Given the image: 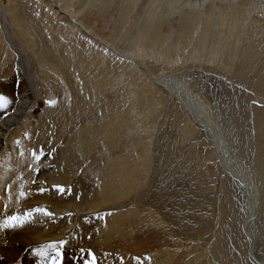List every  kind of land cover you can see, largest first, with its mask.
<instances>
[{"label": "rangeland", "instance_id": "obj_1", "mask_svg": "<svg viewBox=\"0 0 264 264\" xmlns=\"http://www.w3.org/2000/svg\"><path fill=\"white\" fill-rule=\"evenodd\" d=\"M70 1L56 4L77 13L78 27L41 0H0L8 14L6 31L0 16V81L22 72L12 41L21 54L28 53L35 86L29 113L12 126L0 148V156L9 153L13 169L5 192L16 190L18 212L26 198L31 204L37 200L31 210L49 208L51 202L60 207L51 209L54 217L46 225L56 232L54 251L60 256L42 249L24 263L51 264L56 258L61 264H86L91 250L96 264H264V202L256 203L251 221L243 225L238 187L230 189L239 217L225 225L226 254L223 250L218 257L212 248L224 217L229 218L223 177L230 176L207 131L191 121L172 87L152 78L175 77L191 85L190 94L231 132L233 161L259 184L260 200L264 0H205L197 22L188 13L193 9L180 4ZM142 20L152 24L150 31ZM30 44H40V64L29 53ZM16 83L19 90V79ZM0 96L5 98L0 114L12 115L17 99L5 92ZM33 150L42 153L39 161ZM196 159L199 166L188 165ZM260 161L262 168L264 156ZM177 221L184 222L181 229ZM208 221L213 227L205 231Z\"/></svg>", "mask_w": 264, "mask_h": 264}, {"label": "bare ground", "instance_id": "obj_2", "mask_svg": "<svg viewBox=\"0 0 264 264\" xmlns=\"http://www.w3.org/2000/svg\"><path fill=\"white\" fill-rule=\"evenodd\" d=\"M41 1L44 2V3L51 4L52 7H54L55 9L57 8L56 10L58 12L64 13L66 15H69L72 18V20H73V24H75V26L78 27L79 24L77 25V23H78L77 22V13H75L74 10L67 9L68 7H64L63 4L57 5L56 4V0H41ZM82 1H81V3L83 4ZM84 1L86 3V0H84ZM140 1H144V0H131V2L133 4H137ZM69 2H71V1L69 0ZM72 2H73V0H72ZM146 2H148V4H170V5H172V4L173 5L180 4V7H187L188 9H193L192 11H189L188 13H192V15L195 14L196 17H195L194 21L197 22L198 19H199V11L201 10V7L203 6L202 4H204L205 0H202V2H200V0H146ZM59 8H61L62 10H60ZM70 8H71V6H70ZM12 13H14V12H12ZM0 16L2 17L3 22L5 23V31H6L7 26H8L7 25V16H8V14H7V11L4 10L1 6H0ZM13 17H14V15H13ZM141 23H142V26L144 27V29H148V31L151 30V25L152 24H150L149 21L145 22L144 20H142ZM189 23L190 22H188V24ZM195 25H196V23H195ZM31 36H32V33H31ZM32 39L34 40L33 37H32ZM25 40H27V39H25ZM36 41H35V43H36ZM10 44H11L10 45L11 48L15 51V54L19 57L18 63H19V66H20L22 72L19 73L16 76H14L10 80H2V81H0V93L2 92L4 94V92H5L6 95L11 98V100L17 99L16 100L17 101L16 106L12 110L14 112H13V114L11 113L12 115H10V116L7 115L6 116L5 114L1 113L2 115H4V116H2L0 114L1 115L0 116V148L3 147L2 146L3 144L5 145V142L7 140V134L11 130L12 126H16L19 123H21L22 119L29 113L28 107H29V105L31 104V102L33 100V95L32 94L35 93L34 92V90H35L34 87L35 86L32 85L33 84L32 83L33 82V78H32L33 76H30L32 64L30 62L26 61V56H28V53L27 54H21V52L14 46L12 41H10ZM30 45L33 48L30 50L29 53H31L33 55V57H35L37 59V64H40V60H39V53L40 52L38 50V47H39L40 44L38 45V47H36L37 46L36 44L35 45L30 44ZM45 54L47 56H49L50 58L51 57L53 58V52L51 50L46 49V53ZM129 54L132 55L131 53H129ZM127 57L131 58L130 56H127ZM139 65L144 67V65H142V64H139ZM59 68H60V66H59ZM52 69H54V68H52ZM60 69H62V68H60ZM49 70H51V69L49 68ZM151 77H152V75H151ZM152 78L153 79H157V81L165 83L167 88L172 87L171 90L176 94V96H179L181 102L184 105V108L187 110L188 114L192 118L191 121L194 120V122H196V125H198L200 127H203L207 131L206 133H208L207 135L210 138V142H211V145L213 146V150H214V152L216 154L217 160L220 162V165H221L223 171L225 173H227L230 176V178H231L230 179L226 175L223 177L224 180H225V183L228 186L227 187V191H228V193L230 195V214H229V218L225 221V217H224V221H223V223H221L220 229L218 231V235H217L216 239L213 241V247H212L214 249V251L216 252V254L218 255V257H219L220 254H222L220 252H222L223 250H224L223 254H226V248H225L226 243L225 242L227 240H226V226L225 225L229 224L233 219H235V217H237V218L239 217V212H238V210L236 208L237 203L235 202V199L232 198V196L230 194V192H231L230 189L232 187H234L235 189H236V187H238L239 188L238 190H240L241 193L243 194L244 206H245V212H246V219H245L243 225L246 223V221H247V224L251 221V219H252V217L254 215V212H255L256 203L258 201L260 203L264 202V185H262V182H264V166L262 168L260 166V164L263 163V162L260 161V157L264 156V152L260 151L258 153L259 163L257 164V171L260 174V176L262 177L261 178V187H262V192H263L262 198L259 200L258 197H257V195H258L257 186L260 188L259 184L256 183V182H254L255 183L254 184L252 182V180H251L250 173L248 171H245L244 168H242V167L240 168L233 161V159H235V158H233V156H234L233 150L235 151V148L232 146V143L230 142L231 141L230 140V135H232L231 132L224 125H222V127H221L220 123L214 117L215 113H212V111L210 113V112H207L206 110H204L203 105L199 104V101L196 100L193 97V95L190 94L191 85L188 84L187 82L186 83H182L180 80H175V77H172L173 81H171V79H167L168 77L165 78L166 80L158 79V77H154V76ZM18 79H19V82H20V85L18 84L20 86L19 90H17L15 88L16 84H17L16 80H18ZM169 81H171V82H169ZM11 88H13L14 90H11ZM191 103H193V104H191ZM166 118H165V120H166ZM219 118H220V116H219ZM233 128H231V129H233ZM234 132H236V131H234ZM109 134H110V132H109ZM237 141H238V139H237ZM7 142L9 143V141H7ZM10 148H13V147L11 146ZM0 151L3 152V149L0 150ZM158 154L159 153L155 149L154 155L156 156L157 160L160 161L162 157L160 155H158ZM8 156H9V153H7L5 156H0V158H1V160H0V224L5 223L6 220H7V217H9V216H12V215L23 216L24 212H26V211L32 212V210L29 209L28 206L31 205V207H34L37 204L36 203L37 200L34 201L31 204L32 201H29L24 196L26 199L23 200L24 202L22 201L23 205L21 203L20 210L18 212L17 211L18 207L16 205H17L18 202H20V200L17 201V199H16V196H17L16 190H8L7 193L5 192L4 185H5V183H6V181L8 179L12 178L11 171L13 170L9 166ZM174 159H176V158H174ZM197 159H196L195 162L193 161V162L189 163L188 165L196 164V166H199L200 165V161L197 160ZM165 160H167V159H165ZM165 160L163 159L162 162H164ZM192 160H194V159H192ZM158 161H155V162H158ZM171 161L175 162V160H173V159ZM239 164L242 165L240 162H239ZM47 174L48 173H46V175ZM234 179H235V181H233ZM231 180L237 186H235ZM229 185H230V187H229ZM234 192L236 193L235 190H234ZM39 200H47L48 202H51L48 198H45V199L44 198H40ZM48 204L50 206H47V207H49L50 209L49 208H46V209L49 212H51V213H52L51 209L52 210H56V209L60 208L58 205H56L53 202L48 203ZM97 208H96V210H97ZM60 210L64 211L65 209L61 208ZM72 210H73V212L74 211H78V212L82 211L80 213H83V211H86L87 209H77L75 207H72ZM172 211H173V209H172ZM92 212H93L92 210L91 211L88 210V212H86V213H92ZM51 216L52 217L44 215V214L42 215L41 213L32 212L31 216L22 225L18 224L16 227H0V264H7V263H9V264L10 263H12V264L13 263L25 264L24 262H27L28 255L30 256L31 260L33 261V259H32L33 256L32 255L35 256V254L36 255H40V254L44 253L42 249H46L45 252H47V255H50V256L56 255V253L54 251L55 248H54V243H53V240H56V237H57L56 236V232L49 231V229H48L49 227L48 226L46 227V225H48V220H51L54 217L53 215H51ZM177 222H178L177 223L178 224L177 228L181 229L183 224H184V222L183 221H177ZM49 226H51V225H49ZM45 227H46V230L48 229L47 231L44 230ZM210 227L211 228L213 227L212 221H211L210 224H209V221H208L207 224H204L203 229L205 231H207ZM71 228L72 227H68V230H66V232H69L71 230ZM59 239H62V238H59ZM35 250H36V252L34 254L30 252V251H35ZM37 250H42V251L41 252H37ZM249 251H250V249H249ZM56 252H57V249H56ZM229 255L227 257H229ZM35 259H36V257H35ZM225 260H226V258H225ZM32 261H30V262H32ZM219 261H221V263H223V264H224V262H226L224 260H219ZM236 261H238V260H236ZM253 262H254V264H263V263L260 262V260L259 261L254 260Z\"/></svg>", "mask_w": 264, "mask_h": 264}, {"label": "snow or ice", "instance_id": "obj_3", "mask_svg": "<svg viewBox=\"0 0 264 264\" xmlns=\"http://www.w3.org/2000/svg\"><path fill=\"white\" fill-rule=\"evenodd\" d=\"M5 98L3 96H0V106L3 105ZM32 156L36 161H39L41 159L42 153L38 155L35 150L32 151ZM57 191L64 192L66 189L62 185H55ZM41 192L44 191V189H40ZM21 196H24V192L20 193ZM32 212H39L43 213L44 215L51 216L53 213L49 212L46 208H35L32 210ZM32 212H24L23 216L19 215H12L7 217V220L5 223L0 224V227H16L18 224L22 225L32 214ZM62 243V241H61ZM57 257L60 255L59 251L56 253ZM87 256L89 259L86 261V264H96V257L95 253H93L91 250H88ZM51 264H61V261L59 259L53 258L51 260Z\"/></svg>", "mask_w": 264, "mask_h": 264}]
</instances>
